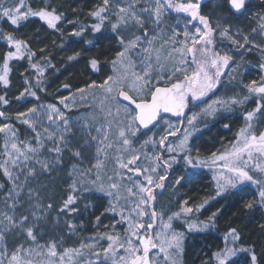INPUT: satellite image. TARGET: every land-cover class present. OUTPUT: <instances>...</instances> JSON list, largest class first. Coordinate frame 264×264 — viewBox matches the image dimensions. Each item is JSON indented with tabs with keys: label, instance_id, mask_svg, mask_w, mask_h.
<instances>
[{
	"label": "snow or ice",
	"instance_id": "obj_1",
	"mask_svg": "<svg viewBox=\"0 0 264 264\" xmlns=\"http://www.w3.org/2000/svg\"><path fill=\"white\" fill-rule=\"evenodd\" d=\"M41 2L42 6L34 8L30 0H0V18L13 28L5 31L0 27V41L6 45L0 53V86L10 87L13 61L26 59V73L35 74H22L25 87L17 101L29 96L39 101L37 92L46 91V73L54 67L49 56L41 55L37 60L29 42L15 34L30 18L38 17L48 29L58 32L62 50L72 42L69 37L82 39L88 29L95 36L110 24L119 50L110 61L112 74L102 82L93 80L74 92L69 84H62L69 95L59 97L58 103H37L17 111L14 119L25 125L31 136L21 140L18 129L10 122L13 116L0 111V118L8 121L0 123V173L7 181L0 183V264H182L187 233L218 230L216 220L221 208L204 220L194 216L212 201L229 193L243 195L245 188L251 187L255 198L247 200L243 208H264V74L248 83H237L232 73L240 65L231 49L220 48L221 42L227 40L236 51L259 50L258 67L264 73V44L254 39L259 36L264 40V13L248 17L255 22L248 32L242 28L233 31L231 23H223L230 16L248 14L252 0H221L217 5L221 14L215 24L201 12L204 0H100L88 12L96 23L84 25L69 20L68 24L76 23L78 27L68 37L59 27L66 19L59 6L49 0ZM173 13L177 24L166 25V18ZM181 22L182 35L177 30ZM167 27L173 29L171 34ZM96 42L83 41L89 46ZM45 51L40 49L41 53ZM81 55L75 51L67 59L75 61ZM88 65L93 71L100 69L95 57L89 59ZM221 87L241 88L246 94L238 91L216 96ZM97 93L102 94L99 107L105 113L103 123H96L91 105L75 119L68 114ZM210 95L215 99L206 102ZM253 97L255 107L241 113L243 125L230 144L204 157L199 149L193 153L190 140L200 131L197 124L202 117L230 113ZM190 102H200L203 107L188 116L185 110ZM8 105L7 94H0V106ZM162 113L180 118L181 126L164 120L167 127L158 140L154 134L136 147L141 131L159 126ZM223 127L228 129L230 125ZM181 132L178 143L168 142L169 137ZM148 145L161 151L149 153ZM109 160L111 170L107 166ZM142 160L146 166H142ZM181 162L186 175L194 169L208 168L215 194L195 205H190L189 200L180 201L179 208L165 219L164 211L155 207L156 192L164 189L170 170ZM64 169L67 179L63 182L67 186L56 200L55 193L50 194L52 186L42 182V178H51L54 172ZM184 178L178 176L174 187ZM92 193L106 198L108 205L95 217L93 233L81 235L83 222L76 223L78 204ZM89 206L84 205L85 211ZM53 212L56 225L64 217V231L47 235L45 228ZM106 214L119 219L102 226ZM174 221H182L186 231H177ZM123 224L127 227L121 234L116 229ZM221 239L222 245L203 264H264V244L259 252L254 244H241L238 228H227Z\"/></svg>",
	"mask_w": 264,
	"mask_h": 264
},
{
	"label": "rangeland",
	"instance_id": "obj_2",
	"mask_svg": "<svg viewBox=\"0 0 264 264\" xmlns=\"http://www.w3.org/2000/svg\"><path fill=\"white\" fill-rule=\"evenodd\" d=\"M34 7H40L42 6L41 0H30ZM55 0H49V2L53 5ZM64 1V0H63ZM82 1V0H81ZM100 0H84V11L87 13L89 10L93 9ZM221 0H212L204 5H202L201 12L204 15H208L209 18L213 21L215 24L216 17L221 14V9L217 7L218 3H220ZM264 13V0H252L249 8V13L245 16L240 17H232L230 16L227 20H224L223 23H231L233 25V31H235L237 28H242L245 32H248L251 27L255 26V22L248 17L251 15H254L255 13ZM68 19H65L63 23L59 25V27L63 30L64 36L68 37L69 33L73 30L74 27H78V24H68ZM73 21V20H72ZM39 25L43 24L42 21H38ZM82 24V23H79ZM166 25H176L177 24V15L171 14L166 18L165 21ZM84 25H87L84 23ZM183 28L184 23L181 22L178 25L177 30L183 34ZM3 29L6 31H13L12 26H10L6 21L4 22ZM171 27H167L166 31L171 34L172 32ZM194 30V29H193ZM43 29L41 27L36 26V30H29L26 23H23L22 26L19 28L18 31L15 32V34L21 35L22 38L27 40L28 38L36 41V36L40 35L39 38V45L37 42L33 44V46H40L39 51L37 53V57H39L37 60H40L41 55L50 56L48 53H45L46 51L49 52V54H57L61 59L57 60V64L59 67H54L52 69V72L49 75H46L45 82L43 84V87L46 88L45 92H37V95L40 97L39 101H37L34 97H25L20 101L16 100V97L19 95L21 91H23L25 85H24V76L22 74H27L28 76H34V72L28 71L26 73V68L24 67L23 61H13L11 62L12 72L10 74V87L6 90L8 93V99L10 101V105L7 109V115L13 116V119L10 121L17 129L19 133V137L21 140L25 139L28 136H31V131L23 124L17 122L14 119V114L17 111H25L27 108L32 107L34 104L37 103H58V98L61 96H68L69 91L66 89H63L61 87L62 84H65L67 82H71L70 79H76L77 74L73 76V65L75 62L80 60L83 55L85 56V52L88 51V49L92 48L93 46L85 45L83 41L85 39H93L97 40L94 36H92L91 32H89V29L86 33V35L81 38H75V37H69V40L72 41L70 43H67V46H70L71 49H68L67 52L68 55L72 54L75 51L82 52V55L80 58H78L75 61H68L67 57L62 56V54L65 51V48L62 50L60 48V45L62 43V38L60 34L58 33H51L50 36L48 34L43 35ZM104 31L106 32L105 40L103 43L106 44V46H111L114 50V53L119 50L117 47L116 39L114 37V34L111 31L110 24H106L104 26ZM45 32V31H44ZM47 32V31H46ZM29 39V40H30ZM256 43L264 44V40H261L259 36L254 37ZM79 40L78 44H81V50L80 48H74L73 43H77L76 41ZM217 40L219 42V37H217ZM57 44L58 47L51 48L53 44ZM114 43V44H113ZM37 44V45H36ZM83 44V45H82ZM159 46V45H157ZM95 47V45H94ZM46 49L44 53L40 52V49ZM51 48V49H50ZM221 50L227 51L231 49L232 55L234 57V60L238 65H240L239 70L232 73V75L235 76V80L239 84H245L253 79H259L260 75L264 74L261 73L259 69V64L261 63V53L259 50L253 48L251 51H244L239 50L236 51L234 48H232L230 42L227 40L221 42L220 44ZM4 51L3 48L0 49V53ZM67 54V53H66ZM115 55V54H114ZM112 56V58L114 57ZM87 57H92V55H86ZM108 62V67H103L98 72H93L89 68H87L86 73H84L83 81L79 84L73 83V86H71V90L74 92L76 88L83 87L86 83H91L93 80L96 82H102L108 75L112 74V66L110 61ZM88 59V58H87ZM86 59V60H87ZM87 61H85L86 63ZM28 69V68H27ZM231 72V69H229ZM73 76V77H71ZM76 76V77H75ZM70 77V78H68ZM228 77H225V81H227ZM163 86V85H161ZM242 92L241 88H234V87H221L220 90L216 93V96L220 95H232L235 92ZM242 94H246L243 93ZM79 99V98H78ZM215 99V96H209L206 98V102L208 100ZM102 100V94L97 93L95 98L93 96H89L88 99L79 107L74 108L69 115L73 119L76 117L82 116L85 114L87 110V106L91 105V113L95 115L96 117V123H103L105 118V113L100 111V104ZM124 103V102H122ZM197 105V106H194ZM256 100L255 98H250V100L243 106H237L232 112L230 113H219L215 118L212 117H202L197 124V128L200 129V131L195 132L193 134V138L190 140V144L193 148V153H195L196 149H199L200 155L202 157L210 155L212 152L217 151L218 149H221L223 145L230 144L232 140L235 138V133L237 130L243 125V111H250L255 107ZM60 106V105H58ZM62 108V106H60ZM203 107V104L200 102H190L189 107L186 109L187 115L190 116L193 112H198L199 108ZM114 110V108H113ZM107 111V105H105V112ZM224 117V118H221ZM184 125L186 126L187 123V116L184 118ZM164 120H169L170 122L176 124L177 126L180 125V118L174 119L171 116H162L160 120V125L153 128L150 127L149 129L142 130L141 133L138 135V139L135 142V146L139 147L144 140H146L148 137L153 136L155 134L156 139H159V136L163 134V129L167 127V125L164 123ZM8 122L4 118H0V123ZM224 124H229L230 127L228 129H225L223 127ZM22 126L23 129L19 130V127ZM261 127H264V124L261 125ZM181 133H177V136L169 137V143L176 144L179 142L178 137L182 136ZM208 141V142H207ZM0 143H2V138H0ZM91 151H95L92 149ZM144 151V149H142ZM146 151L149 153L153 152H160L161 150L157 147L156 149H153L151 145H148L146 148ZM112 153L110 152V155ZM165 159L168 157V153L165 151L164 153ZM86 156H88V153H85ZM66 162L67 160V153L65 154ZM180 159V157H178ZM95 161L93 160V163ZM88 165V161L85 160L84 166ZM108 170H111L112 168V161H107ZM142 166H146V162L142 160ZM204 171V172H203ZM67 169H64L63 171H59V173L54 172L52 174L51 178L45 177L42 178V182L48 183L51 187L50 194L52 192L55 193L56 200H59L61 198V193L64 192L66 189V184L63 182L67 179L66 176ZM170 177L168 178L165 187L163 190H157L156 192V203L155 207L156 209L163 210L165 213V219H167V214H170L171 212L176 211L180 206V201L183 200H189L190 205H195L199 203L203 198H206L208 196H212L215 194L214 192V185L211 180V171L208 168H199L191 170L185 174V168L183 163L181 162L179 165H174L173 169L170 170ZM161 174H163V169H161ZM178 176H185V178L181 181L180 185H175L176 178ZM3 177V175H2ZM0 183H7L6 179L3 177V180H0ZM6 190V189H5ZM255 198V190L251 187L245 188V194L243 195H236L233 196L231 193L226 194L223 198H217L215 201H212L208 206H206L204 209L201 210V213L194 214V216H198L199 219L204 220L206 219L211 212L215 211L217 208H221L222 212L219 215V217L216 220V226L217 228L219 226H228L229 223L234 224L237 226L240 234H241V244L247 243L248 245L254 244L256 246L257 251H261V245L264 244V208L256 207L252 210H246L243 208V204L247 200H251ZM88 203L90 206L85 211L84 205ZM108 205V200L104 197H102L98 193H92L87 194L86 200H81L78 204V207L80 208V214L78 215V218L76 219V223L80 224L83 222V227L80 229L81 235H91L94 231L93 228V222L95 220V217L97 215H100L101 212L104 211V209ZM242 215L244 218L249 219L251 227L248 228V226H245V223H242V219L238 220V216ZM56 216V213L53 212L52 217L49 218L48 224L45 228V231L47 235H56L64 231V217L61 216L59 225H56L53 222V218ZM114 219L118 220L119 217H113L112 214H106L102 218V226L103 225H111L114 221ZM127 227V224H123L117 227L116 231L120 232L121 234L124 232V229ZM173 227L177 231H186V229L183 226L182 221H174ZM254 227V228H253ZM103 231V227L100 229ZM110 230V229H109ZM227 230V229H226ZM251 232V233H250ZM47 235L45 236V239L47 238ZM189 233L186 234V239L188 238ZM12 239L9 238V245L11 246ZM184 243V248H185ZM106 246V245H105ZM218 246H221L220 244L216 245L213 244L212 246L207 248V251L202 253L200 259V264H203V261L206 260L208 257L211 256L212 251L216 250ZM184 253V252H183ZM182 264H184V255L182 254L181 257Z\"/></svg>",
	"mask_w": 264,
	"mask_h": 264
},
{
	"label": "trees",
	"instance_id": "obj_3",
	"mask_svg": "<svg viewBox=\"0 0 264 264\" xmlns=\"http://www.w3.org/2000/svg\"><path fill=\"white\" fill-rule=\"evenodd\" d=\"M83 2H84V0H82V1L81 0H64V1L63 0H55L54 1L55 5L59 6L58 10L65 14L66 19H69V17L71 16V14L73 12L76 14L77 20H83L87 23V25H91L93 23H96L95 19L90 18L88 16V13L86 11H84V9H83L84 3ZM31 5H32V7H34L32 2H31ZM34 8H37V7H34ZM174 14L175 13H173V15ZM5 21L6 20L4 18H0V27L3 28ZM38 21H40L38 17H32L27 22H24V23H26L29 30H33V31L36 30V26L41 27L45 31V32L43 31L44 36H45V34H48L50 36L51 33H57L54 30L48 29L44 23L39 25ZM89 32H91L90 29H89ZM91 34H92V32H91ZM16 35L18 37L22 38L21 35L20 36L18 34H16ZM105 35H106V32L104 31V28H103L102 33H97L94 36L96 39L98 38L96 40L97 42L95 44V47L93 46L92 48L88 49V51L85 52V56L83 55V57H81L80 60L75 62L74 65L72 66L73 67V69H72L73 73L77 74V77L75 76L76 77L75 82H73L74 85H75V83L79 84L80 82L83 81L84 78H82V77H83L84 73H86L87 68L92 70L90 68V66L88 65V61L90 58L95 57L100 61V69L99 70H101L104 66L108 67V62L115 53H114V50L112 49L111 46H106V44L103 43L105 40ZM92 36H93V34H92ZM39 38H40V35L36 36V41H34L30 38L27 39V41L30 44L31 49L33 51H35L36 53H38L39 48H40V46L38 47L39 42H37V41H39ZM35 42H37V44H38V45L36 44L37 46H33V44H35ZM73 44H74V48H77V49L80 48V50H81V46H80L81 44H78V43H73ZM56 47H58V45L55 43L51 46V48H53V49ZM1 48H3L4 51L6 50V45L2 41H0V49ZM71 48H70V46H66L65 51L62 54V56L68 57L70 55V54L68 55V53H70V52H67V50L71 49ZM48 51H50V50H48ZM48 51H46L45 53H48V55H50L49 59H50L51 63L54 65V67H59V65L57 64V59H55V56L52 55L54 53V51L52 54H49ZM87 54L92 55V57H87L88 58L87 59L86 58ZM38 58L39 57L36 56V59H38ZM85 61H87V62L85 63ZM23 64H24V67L27 69L28 68V61H23ZM54 67L48 69L46 75H49L52 72V69ZM93 72H97V71H93ZM73 83L67 82V84H69L70 86H73ZM6 90L7 89H4L2 86H0V94L6 93L7 97H9ZM8 106H0V111H4L7 114L6 111L8 109ZM20 129L22 130L23 127L20 126L19 130ZM0 180L1 181L3 180L2 173H0ZM241 219L243 221L242 223H245V226H248V228L251 227L249 219L244 218L242 215L238 216V220H241ZM217 229L218 230H215V231H206V232H201V233H189L188 238L185 241L186 244H185L184 253H183L184 264H200V259H201V256L203 255L202 253L206 252L207 248L210 247L211 244L222 245L221 237H222L223 232L220 231L219 228H217ZM244 245H248V244L245 243Z\"/></svg>",
	"mask_w": 264,
	"mask_h": 264
},
{
	"label": "bare ground",
	"instance_id": "obj_4",
	"mask_svg": "<svg viewBox=\"0 0 264 264\" xmlns=\"http://www.w3.org/2000/svg\"><path fill=\"white\" fill-rule=\"evenodd\" d=\"M69 19L72 21H78L79 23H82V24H87L85 21H83V20H77L76 19V14L75 13H73L72 12V14H71V16L69 17ZM68 19V20H69ZM96 44V43H95ZM53 56H55V59H57V60H60L61 58L59 57V56H57V54H52ZM75 74H73V76H74ZM73 76H71V77H73ZM68 78H70V77H68ZM70 81L73 83V82H75V79H70ZM208 142V141H207ZM229 227H236L237 228V226H235L234 224H232V223H229V225L228 226H219L218 228L220 229V231H222L223 233L226 231V229L227 228H229ZM213 244H211L210 246H212ZM208 250H209V248H208Z\"/></svg>",
	"mask_w": 264,
	"mask_h": 264
},
{
	"label": "water",
	"instance_id": "obj_5",
	"mask_svg": "<svg viewBox=\"0 0 264 264\" xmlns=\"http://www.w3.org/2000/svg\"><path fill=\"white\" fill-rule=\"evenodd\" d=\"M210 1H212V0H204V2H203L202 5H204V4H206V3L210 2ZM124 103L126 104V103H128V102H124ZM133 107H134V106H133ZM185 111H186V110H185ZM186 113H187V112H186ZM167 115L171 116V117L174 118V119H179L178 117L173 116L171 113H167V114L162 113V114H161V117H162V116H167ZM150 127H152V126H149V128H150Z\"/></svg>",
	"mask_w": 264,
	"mask_h": 264
},
{
	"label": "flooded vegetation",
	"instance_id": "obj_6",
	"mask_svg": "<svg viewBox=\"0 0 264 264\" xmlns=\"http://www.w3.org/2000/svg\"><path fill=\"white\" fill-rule=\"evenodd\" d=\"M252 189H254V188H252ZM255 190V189H254Z\"/></svg>",
	"mask_w": 264,
	"mask_h": 264
}]
</instances>
